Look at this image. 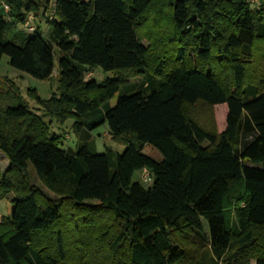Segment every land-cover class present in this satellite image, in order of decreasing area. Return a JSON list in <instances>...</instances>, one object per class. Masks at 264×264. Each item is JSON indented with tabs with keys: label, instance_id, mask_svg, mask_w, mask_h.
Wrapping results in <instances>:
<instances>
[{
	"label": "trees",
	"instance_id": "trees-1",
	"mask_svg": "<svg viewBox=\"0 0 264 264\" xmlns=\"http://www.w3.org/2000/svg\"><path fill=\"white\" fill-rule=\"evenodd\" d=\"M0 0V62L58 90L43 115L107 123L64 150L0 76V264H264V0ZM41 25L19 29L30 13ZM144 28L146 30H144ZM147 38L148 44L143 40ZM96 67L115 73L101 84ZM140 77L134 83L130 78ZM125 84L115 105L110 101ZM227 105L219 131L214 108ZM157 149L162 159L142 152ZM148 170L151 184L133 182ZM31 171L53 193L32 182Z\"/></svg>",
	"mask_w": 264,
	"mask_h": 264
},
{
	"label": "rangeland",
	"instance_id": "rangeland-1",
	"mask_svg": "<svg viewBox=\"0 0 264 264\" xmlns=\"http://www.w3.org/2000/svg\"><path fill=\"white\" fill-rule=\"evenodd\" d=\"M252 4H256L257 0H250ZM53 2L49 5L50 8L43 11V6L37 14L30 13L26 20L27 24L35 25L36 27L41 25V32L45 38L49 37L50 25L45 21L44 12L50 14L52 11ZM26 24V25H27ZM25 24H19V29H24ZM144 30H146L144 28ZM144 44H148L147 38L143 40ZM58 72L59 64L58 57L55 58V68L54 73L49 79L41 80L33 77L27 72L21 71L14 68L9 63V57L4 55L0 62V76L8 77L13 80L16 85L20 88L21 97L35 110L36 113L42 115L45 124L48 127V135L55 137L57 141L60 142V147L64 150L75 151L79 146H88L91 151L97 153H105L109 150L115 153H122L125 149V144L122 141L114 139L109 133V128L107 123H100L97 126L90 129L86 125H82L80 129L76 130L75 118H67L65 121H59L57 118H53L48 115H43L42 106L37 102L35 98L30 94L31 91H35L39 97L42 99H49L54 94H59L58 90ZM115 73L112 71H104L100 67H96L93 71L86 75V78L95 79L98 83H102L105 79L113 78ZM140 80V77L130 78L128 82L134 83ZM125 84H122L116 94L110 101L113 106L116 104L119 95L124 91ZM214 115L216 120V126L219 131H223L226 126V115H227V105L219 104L214 108ZM143 153L151 156L157 161L162 159L161 153L152 147L151 145H145L142 150ZM8 167V160L0 151V171H4ZM143 171H136L133 176V182H140L144 187H148L151 181L145 182L143 180ZM32 182L39 185L46 191L50 196H54L51 191H49L45 185L37 178L35 173L31 171ZM15 194L13 192L8 193L5 196L0 195V219L3 217H11L13 211V199ZM250 264H256L255 260H251Z\"/></svg>",
	"mask_w": 264,
	"mask_h": 264
},
{
	"label": "built area",
	"instance_id": "built-area-1",
	"mask_svg": "<svg viewBox=\"0 0 264 264\" xmlns=\"http://www.w3.org/2000/svg\"><path fill=\"white\" fill-rule=\"evenodd\" d=\"M26 24H27V22L25 23V26H24L25 28H27L28 30H33L32 24H27V25ZM142 171L144 172L143 180L145 182L151 181L152 180V176H151L150 172L148 170H146V169H144Z\"/></svg>",
	"mask_w": 264,
	"mask_h": 264
}]
</instances>
